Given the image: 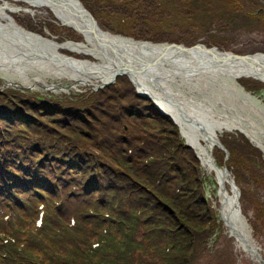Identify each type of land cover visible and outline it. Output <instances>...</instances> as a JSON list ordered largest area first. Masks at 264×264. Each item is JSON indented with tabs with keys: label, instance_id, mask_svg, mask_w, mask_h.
I'll use <instances>...</instances> for the list:
<instances>
[{
	"label": "trees",
	"instance_id": "16d2710c",
	"mask_svg": "<svg viewBox=\"0 0 264 264\" xmlns=\"http://www.w3.org/2000/svg\"><path fill=\"white\" fill-rule=\"evenodd\" d=\"M243 1L241 5L234 0L230 3L246 20L264 15V0ZM80 2L93 16L89 4ZM43 13L49 24L41 17ZM50 14L45 9L20 17L10 13L25 30L40 35L47 31L49 38L64 40L55 34L62 28L51 21L55 18ZM122 77L130 92L123 91L118 102L122 104V98L131 93L136 101L148 103L146 112L131 106L129 113L143 122L144 129L136 126L131 137L112 142L108 137L117 132L114 125L103 124L100 134L104 136L81 129L80 137L99 155H85L82 148L73 150L77 145L69 142L74 136L67 129L77 128L62 125L68 122L67 113H63L67 117L62 124L42 120L24 127L0 116V208L5 213L9 207L21 213V219L15 216L0 226L4 235L0 264H203L209 254L208 242L221 224L205 197L198 159L180 138L178 128L150 100L139 97L126 76L92 95L87 106L110 107L116 97L112 93L101 96L117 90ZM238 83L246 92L264 91V84L254 79L243 78ZM28 95L38 102L39 96ZM45 102L40 103V110L46 116L54 109L62 112ZM31 108L37 110L39 105ZM25 115L16 118L23 123L33 119ZM18 126L17 139L12 141L10 133ZM26 127L32 129L28 135L24 134ZM220 141L228 149V143ZM213 158L216 163L214 152ZM40 214L41 225L36 226ZM220 252L213 254L219 258Z\"/></svg>",
	"mask_w": 264,
	"mask_h": 264
},
{
	"label": "rangeland",
	"instance_id": "374dc122",
	"mask_svg": "<svg viewBox=\"0 0 264 264\" xmlns=\"http://www.w3.org/2000/svg\"><path fill=\"white\" fill-rule=\"evenodd\" d=\"M85 1L94 11L93 16L96 18L97 23L99 22V24L113 33L100 29L113 35H120L126 38L142 37L145 39L140 38L138 41L155 42V44H180L185 47L203 44L207 47L213 46L220 51L231 52L237 55L264 53V15L254 16L246 20L247 18L244 15L233 8L230 0ZM234 1H236L237 5L244 3L243 0ZM16 14L19 17L22 15V13ZM46 16V13L41 15L48 22L50 19ZM53 20L56 22L55 24L60 26L61 23L56 19H52L51 21ZM41 25L44 26L42 23ZM60 27L62 29L58 28L55 34L64 40H51L58 44L65 43L67 41L65 39H68V37H64L66 34L72 38L70 40L72 42L81 43L83 41L82 36L74 30L63 26ZM37 35L44 38L48 36V33L44 31V35ZM65 55L73 57L79 56L74 53H65ZM119 81L120 86L117 90L106 91L107 94L105 95L103 93L104 95L101 96L102 98H107L112 93L116 99L110 100V107L99 109L98 107L95 108V106L91 107L87 105L90 103L89 99L92 95L99 91H104L101 89L95 92L88 90L89 95L87 93L88 91L80 92L79 90L75 91L73 89L55 93L49 89L42 88L43 84H41V88H27L20 83L11 85L0 77V93L2 94L0 96V116L12 118L9 120L10 122L20 124L24 127L32 126V121L40 122L42 120L55 123L61 122L60 124H62V120L67 117L63 113H67L69 116L67 117L68 122L62 125L77 128L76 130L73 128L70 129V127L67 129L74 136V138H70L69 142L77 145L73 150H80L82 148L84 149L85 155L89 153L90 155H99L98 151L95 150L96 152H94L90 147V142H85L80 137L81 129L87 128L95 135L99 134L100 136H104L105 134H100L102 133L103 124L114 125L118 127V130L117 132L110 133L108 138L111 142L118 137H131V134L136 130V126H140L141 131L144 129L143 122L136 120L129 113L132 112L130 110L131 106L139 108L142 112H146L148 103L136 101L131 93H128L122 98V104L118 102L120 100L119 96L123 94V91L129 90L128 81H125L124 77ZM55 84L67 86L69 82L55 81ZM33 93L39 96L37 98L38 102L29 98L28 94ZM249 93L259 96L264 103L263 90L251 91ZM42 101H46L45 103L51 107L61 108L60 110L62 112L60 113L58 111L59 109H54L49 116H46L44 114L45 110H40V103ZM32 105H39V108L32 110ZM20 114H26L25 116L33 119L31 121L27 119L25 123L20 122L16 118V115ZM122 114H125V116ZM21 126L14 128V131L10 133L12 141L17 139L15 137L16 129ZM124 127L127 130H124ZM17 131L19 130L17 129ZM31 131L32 129L28 127L24 134L28 135ZM219 136L223 142L228 143V149L225 148L228 152V158L225 159V153L223 154L221 152L222 150L220 151L217 148L214 150L216 163L220 167L225 165L230 173L233 174L235 184L240 192L238 199L239 207L242 214L246 217L252 237L259 245L260 254L264 258V154L260 149L245 139L244 136H240L235 132L224 133ZM146 137L149 140L151 139L150 135H146ZM106 138L107 136L103 140ZM180 138L183 140L181 135ZM198 162L201 170V178L204 182L205 197L209 200V203L211 202L210 206L212 208V199L207 195L210 182L207 181L202 172L199 160ZM211 184L216 186L214 181H211ZM211 194L213 197L214 191ZM214 200H216V197H214ZM214 212L217 223H220L218 214L215 210ZM0 213L5 214L2 210ZM36 226H38V223H36ZM234 242V239L226 233L222 224L220 227L217 226L207 245L209 254L200 263L221 264L220 262L224 261V264H252L246 256L236 250ZM96 246L93 245L92 247L95 248ZM215 250L216 252L221 251V257L218 258L213 254Z\"/></svg>",
	"mask_w": 264,
	"mask_h": 264
},
{
	"label": "bare ground",
	"instance_id": "6f19581e",
	"mask_svg": "<svg viewBox=\"0 0 264 264\" xmlns=\"http://www.w3.org/2000/svg\"><path fill=\"white\" fill-rule=\"evenodd\" d=\"M19 1L27 5V8L24 9H29L32 15H35L39 13V10L44 9L51 13L53 12L54 14H52L54 18L59 23H63L62 26L70 28L77 34L81 35L83 41L79 45L72 44V42L56 44L52 40L49 41L48 39L41 38L37 35H24L25 33H20L15 26L10 25V21L4 17V14L8 15V13L6 11L3 12L2 8H0V54L3 55L0 56V77L5 79L7 83H10L11 85L14 83H20L27 88H41V84H43L47 87L46 89L55 93L66 92L67 90L72 89L75 91L79 90L80 92L86 91V87L82 86L91 85L93 81L88 79V75H85V72L83 74L81 65L75 61H66L62 58H57L56 56L60 53L64 54L62 52L65 51L68 53H74L75 55L92 54L96 57H100L102 51H106L108 48L104 39L111 43L116 50V53L126 50L132 54L137 53L146 57L159 55L170 60H184V58L180 56L185 55L189 57L191 55L199 54L197 56L199 59L209 60V57L206 54L198 51L201 49L200 46L194 49L192 48V50H188V52H181L175 50V48L169 45L159 47H151L149 45L141 44L133 45L128 40L123 41L119 38H111L109 35L103 33L100 34L101 36L99 37V40L103 43L102 45L92 37V34L86 29L83 22L80 20H73L67 12L60 9L55 3L48 2V0ZM56 2L58 4L60 3L59 0H56ZM10 5L11 4L2 5V7L5 8V6ZM15 11L20 12L19 10ZM8 44L17 46H11ZM158 50L165 51H163V54H160ZM170 53L177 56L173 57ZM253 58H256L257 60L263 59L264 57L257 55ZM90 61L95 62L94 64L98 65L95 67L87 65L89 69H95L98 66H102L100 61L93 59ZM238 62L239 61L229 60L227 66L231 67L232 71L238 72V69L242 67L241 63ZM250 76L262 79V77L258 75L255 76V74L244 73L243 77L234 80L237 82L239 79L247 77L252 79ZM202 79H200V81ZM210 80H213L214 82L211 83ZM55 81L69 82V84L67 86L58 85L55 84ZM215 82L220 85L218 89H223V94H226L228 97H230V94L233 95L234 93L237 95L233 99L234 104L232 106L226 107L227 105L225 104V107L215 109V106L213 107L212 105H209L214 109L207 106L206 108L210 112H202L204 115H192V113L188 111L189 115H192V117L198 120L202 126H205V131L191 123L177 118L174 115H172V117L184 142L194 150L195 155L200 161L202 172L207 181L210 182L207 195L212 199L214 207L217 209L220 206V203H224L223 216L228 220L232 219V224L239 227L238 225L239 223L241 224V221H244L245 224L247 220L244 215H241L242 218L238 215L235 216V214H237V207H235L234 200L235 184L232 183L230 178L226 179L228 184L227 181L225 182L226 190L224 193L226 195L224 198L217 194V188L218 191H221L222 168L213 161V152L217 148V145L212 142V139L215 140L218 138L220 140V134L235 132L245 136L253 146L260 149L264 154V105L262 101H258V97H253L252 94L243 93L241 89L237 88L236 83L234 82L232 85H229L227 81L222 80L224 84H221L218 80L210 77L209 79L202 81V85L205 87H212L216 85ZM211 181H214L216 186L211 184ZM211 190L214 191L213 197ZM214 197H216V200H214ZM223 200H225L226 203ZM227 232L232 236L234 234L228 230ZM251 235L250 232V236ZM234 244L236 250L247 257L244 245L239 241H235ZM257 246L259 247L258 244Z\"/></svg>",
	"mask_w": 264,
	"mask_h": 264
},
{
	"label": "water",
	"instance_id": "95a60500",
	"mask_svg": "<svg viewBox=\"0 0 264 264\" xmlns=\"http://www.w3.org/2000/svg\"><path fill=\"white\" fill-rule=\"evenodd\" d=\"M1 1V0H0ZM12 2H20L19 0H11ZM60 3L58 4L56 0H48V2L55 3L60 9L67 12L73 20H80L86 26V29L92 34V37L95 38L100 44L103 43L99 40L100 34L109 35L111 38H119L123 41H130L133 45L141 44V45H149V46H163L169 45L175 48L177 51H186L192 50V48H196L198 46L201 47L200 52H203L209 57V60H201L197 55L191 56H180L184 58V60L177 59V60H170L168 58L154 55V56H142L137 53H129L128 51L124 50L123 52L116 53L114 47L104 39L106 46L108 47L106 51H102L100 57H96L92 54H77L79 56H87L92 58L93 60L100 61L102 66H98L95 69H89L87 65L96 66L98 64H94L87 59H77L73 56H68L65 54H58L57 58H62L63 60H70L75 61L81 65L83 74L88 75V79H91L93 82L91 85H86L91 92H95L99 89H103L109 85L115 83V80L119 76H126L128 77L129 81L135 88L136 94L144 99L150 100L154 107L158 109L159 113L172 120L175 124V121L172 115L176 116L177 118L191 123L194 126L206 130L205 126L192 117L194 114H202V112L209 113L210 111L206 108L209 105L215 106L217 108L225 107V104L228 106H232L233 99L237 95L234 93L233 95L230 94L228 97L226 94H223V89H218L220 85L215 82L216 85L212 87H205L202 85V81L209 79L210 77L218 80L221 84H224L222 80L227 81L229 85H232L233 82L236 83L237 88L241 89L245 94H251L246 92L234 79H238L243 77L244 73H251L262 77L256 78L254 76L252 79L260 81L264 84V58L257 59L253 58L258 56L264 57V53H255L249 55H236L231 52H224L218 50L216 47L207 48L202 44H196L192 47H185L183 45H176V44H168V43H160L154 44L151 42L145 41H134L132 38L122 37L120 35H111L108 32L102 31L93 16L84 8L82 3L79 0H59ZM8 5V2L2 1L0 4V8H2L3 12H16L15 10H19L25 13H31L29 9H24L17 6H5ZM53 13V12H52ZM54 14V13H53ZM7 16V17H6ZM4 17L10 21V25L15 26L20 33H25L24 35H37L31 32L26 31L19 25L15 23V21L7 14H4ZM61 25L63 23L61 22ZM39 36V35H37ZM41 37V36H39ZM42 38V37H41ZM45 39V38H44ZM101 39V38H100ZM50 41V40H49ZM72 42V41H67ZM56 43V42H54ZM58 44V43H56ZM72 44L79 45L81 43L72 42ZM11 46H17L13 44H8ZM154 51V50H153ZM165 51V50H163ZM163 51L158 50L160 54H163ZM1 52V51H0ZM173 57L177 55H173ZM0 56H3L0 54ZM229 60L239 61L242 65L238 72L232 71L231 67H228L227 64ZM238 62V63H239ZM244 69V70H242ZM204 78V79H202ZM248 78V77H247ZM200 79H202L200 81ZM213 83V80H210ZM226 85V84H225ZM42 88H47L42 85ZM253 97H259L253 95ZM258 101H262L259 97ZM264 105V103H263ZM210 107L211 109H214ZM231 108V107H230ZM188 111L192 113L189 115ZM195 117V116H194ZM176 125V124H175ZM179 130V129H178ZM180 133V131H179ZM181 135V133H180ZM245 137V136H244ZM217 148L222 150L225 153V159L228 158V152L225 147L221 144L220 140L212 139ZM187 147L192 149L186 142H184ZM193 150V149H192ZM194 152V150H193ZM195 153V152H194ZM198 159V157L196 156ZM214 161V160H213ZM222 169V176H221V191H218V196L221 195L222 198L226 195L224 192L226 190L225 182L226 179H231L232 183L235 184L234 178L230 171L227 169L225 165L221 167ZM228 184V181H227ZM219 186V184H218ZM235 191V207H237V214L235 216H239L242 218L241 209L239 207V196L240 192L235 184L234 187ZM225 203L226 201L223 200ZM224 203H220V206L216 209L214 205L212 208L216 211L219 216L220 223L223 225V228L226 229V233L228 234L227 230L233 234H228L231 236L234 241L241 242L245 247V253H247V257L252 264H264V258L260 254V248L257 246L255 239L250 236V227L246 222L241 221L239 223V227L232 224V219L228 220L223 216L224 212ZM233 208V206H232ZM234 210V208H233ZM234 216V215H233ZM243 220V219H242ZM244 229H243V227ZM245 231V232H244Z\"/></svg>",
	"mask_w": 264,
	"mask_h": 264
}]
</instances>
